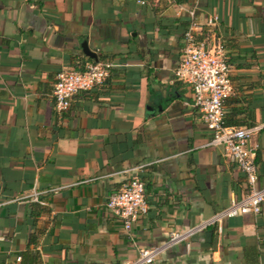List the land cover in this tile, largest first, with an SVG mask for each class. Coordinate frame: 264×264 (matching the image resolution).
<instances>
[{"label": "crops", "instance_id": "obj_1", "mask_svg": "<svg viewBox=\"0 0 264 264\" xmlns=\"http://www.w3.org/2000/svg\"><path fill=\"white\" fill-rule=\"evenodd\" d=\"M142 1L0 0V264L17 254L22 264L134 262L247 191L243 171L209 144L192 86L174 75L190 10L198 39L226 51L225 124L260 127L252 143L264 186V0ZM96 61L113 65L103 83L58 112L57 74ZM135 173L149 209L125 230L106 201ZM152 264H264V201Z\"/></svg>", "mask_w": 264, "mask_h": 264}, {"label": "built area", "instance_id": "obj_2", "mask_svg": "<svg viewBox=\"0 0 264 264\" xmlns=\"http://www.w3.org/2000/svg\"><path fill=\"white\" fill-rule=\"evenodd\" d=\"M189 13L192 20L184 32V47L174 75L192 86V104L201 113L206 128L212 132L209 144L221 146L224 155L231 158L243 171L247 191L240 198H233L228 207L209 220L170 231L165 241L141 248L134 262L124 264H152L161 253L190 239L211 223L237 215L259 214L262 211L264 186L258 184L255 161L257 146L252 143V138L260 127L225 124L224 106L233 91L226 51L223 43L217 39H198L195 33V12L190 10ZM217 21L218 17L211 15L207 23L214 25ZM112 66L109 62L96 61L87 63L83 69L59 72L53 88L55 109L58 112L67 111L73 95L102 84ZM106 208L122 220L125 230H130L132 223L148 212L145 184L137 173L124 182L118 191L109 195ZM14 264H22L20 254L15 256Z\"/></svg>", "mask_w": 264, "mask_h": 264}, {"label": "water", "instance_id": "obj_3", "mask_svg": "<svg viewBox=\"0 0 264 264\" xmlns=\"http://www.w3.org/2000/svg\"><path fill=\"white\" fill-rule=\"evenodd\" d=\"M82 47H83V51L84 53L87 55V56H90V57H96V53L91 51L89 49V47L87 46V42L85 41L83 44H82Z\"/></svg>", "mask_w": 264, "mask_h": 264}]
</instances>
